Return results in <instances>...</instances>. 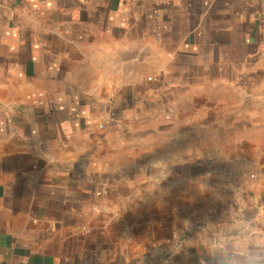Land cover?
Masks as SVG:
<instances>
[{"label":"crops","instance_id":"obj_1","mask_svg":"<svg viewBox=\"0 0 264 264\" xmlns=\"http://www.w3.org/2000/svg\"><path fill=\"white\" fill-rule=\"evenodd\" d=\"M250 55L264 0H0V264H264L263 134L180 145L247 108Z\"/></svg>","mask_w":264,"mask_h":264},{"label":"rangeland","instance_id":"obj_2","mask_svg":"<svg viewBox=\"0 0 264 264\" xmlns=\"http://www.w3.org/2000/svg\"><path fill=\"white\" fill-rule=\"evenodd\" d=\"M249 61L245 65L246 67V80L240 78L238 84H245L243 95L236 98V94L229 89H220L221 85L214 81L218 87L216 91L209 92L208 95H215V98H222L223 100L229 101L236 98L238 102H246L247 108L240 111V113H234L230 118H215L213 121H207L203 125V130L205 134H197V139H192L191 141H185L181 143V146H188L190 143L192 145H197L198 148L216 150V149H228L231 153L232 160H235L233 154L237 151V147L242 144H246L248 150L251 151L254 148L256 133L263 134V140H257L261 142L264 149V75H257L258 71H264V57L262 59L255 58L253 55L249 56ZM223 85L235 84L231 81L226 80ZM236 83V84H237ZM220 85V86H219ZM223 87V86H222ZM207 93H203L205 96ZM157 105L159 107H157ZM262 105L263 108H255ZM155 110L160 108L159 104L155 105ZM255 108V109H254ZM161 111V109H159ZM245 112V116L243 113ZM261 111V121L262 125L258 122H254V112ZM221 122L218 124V122ZM201 126L197 125V128ZM255 127L257 129H255ZM202 135V136H201ZM259 136V135H258ZM199 144V145H198ZM228 155V154H227ZM250 176V174H249ZM248 176V177H249ZM202 187L197 189L196 197L191 199H196L193 202H187L182 204H161V209L166 208V216L169 217L167 222H174L175 230L188 228L190 226L200 225L201 217L207 215L210 211L215 212L218 209V204L216 201L225 196V192L219 187H215L210 190L205 186V183L201 184ZM190 199V198H189ZM165 206V207H164ZM206 212V213H205ZM205 213V214H204Z\"/></svg>","mask_w":264,"mask_h":264},{"label":"built area","instance_id":"obj_3","mask_svg":"<svg viewBox=\"0 0 264 264\" xmlns=\"http://www.w3.org/2000/svg\"><path fill=\"white\" fill-rule=\"evenodd\" d=\"M252 177H253V175H252ZM168 243H169V241H168Z\"/></svg>","mask_w":264,"mask_h":264}]
</instances>
